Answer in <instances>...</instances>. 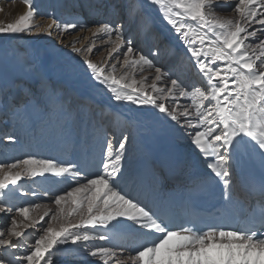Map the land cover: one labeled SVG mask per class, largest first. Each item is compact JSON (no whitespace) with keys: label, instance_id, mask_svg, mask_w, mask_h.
I'll return each instance as SVG.
<instances>
[{"label":"snow or ice","instance_id":"6c2138e0","mask_svg":"<svg viewBox=\"0 0 264 264\" xmlns=\"http://www.w3.org/2000/svg\"><path fill=\"white\" fill-rule=\"evenodd\" d=\"M23 3L24 14L0 22V37L55 35L68 49H61L63 55L80 57V69L111 100L141 111L153 109L157 121L189 144L194 159L133 156L127 128L117 137L93 126L91 135L101 147L95 171L87 158L29 155L0 161V214L9 222L0 228V264H54L53 257L69 251L63 247L69 244L99 264H264V175L244 185L234 176L235 155L242 146L264 166V0H145L156 6L182 42L185 56L194 61L199 83L192 85L158 65V50L145 54L139 47L135 37L151 31L139 0H76L74 6L90 15L117 17L94 25L51 14L45 18L39 16L35 0ZM38 18L46 19V25L35 23ZM82 31L92 38L77 47L85 39L79 36ZM97 43L107 47L94 53ZM100 51L107 52L105 61L94 62L90 55ZM6 67L8 60L0 58V112L26 136L70 144L76 129L62 117L70 116L74 107L79 115L82 106L50 86L39 56L13 57L9 71ZM28 79L36 89L26 85ZM38 95L46 96L60 113L55 121L48 104L34 102ZM37 111L39 121L32 118ZM6 139L19 142L17 135ZM195 163L204 172L185 182ZM50 177L56 178L54 185L67 186L29 193L19 183L31 180L39 186L36 178ZM214 185L220 186L221 204L215 214L202 217L197 200ZM14 192L37 200L17 206L11 199ZM41 195L55 207L41 203ZM38 224V235L25 246L31 235L27 230ZM117 237L127 243L117 247Z\"/></svg>","mask_w":264,"mask_h":264},{"label":"bare ground","instance_id":"6f19581e","mask_svg":"<svg viewBox=\"0 0 264 264\" xmlns=\"http://www.w3.org/2000/svg\"><path fill=\"white\" fill-rule=\"evenodd\" d=\"M114 2H119V0H114ZM139 3L142 5V7L146 6L145 0H139ZM74 4L76 5V0H35V7L38 9L39 16L45 18H47L51 14L55 15L56 18L65 21L72 19H83L90 25H94L98 20H103L105 18H117L111 15H109L108 17L95 14L90 15L87 11L81 10L78 5L74 7ZM221 6L227 7L226 5ZM0 9H3L2 11H0V22H12L17 19L19 15L24 14V12L27 10L26 6L23 3V0H14V2L13 0H0ZM146 11L147 12L145 14V18L151 31L147 36L135 37L139 47L143 49L145 54L149 53L150 50H158L159 56L155 57L154 59H156V62L159 66L162 67V69H171L172 71L173 69L177 71L182 70V73L185 75V83L187 85L198 84L199 78L197 73L195 72L196 69H194L193 67L194 61L189 60L190 54L185 56L186 49L173 32L174 30H170L171 28L165 27V24L159 20L162 18L161 15L155 12L151 7L147 6ZM35 23L46 25L47 20L38 18L36 19ZM255 27L260 26L256 25ZM164 31L168 36H171V38H169ZM133 35L135 36V33H133ZM79 36L84 37L85 39L81 40V42L77 44V47H84L88 45L90 39L92 38V34L87 31L80 32ZM74 38L75 37H66L67 40H71ZM96 45H98V49L107 47L106 45H102L100 43H97ZM61 49H63V52L68 51V49L64 48V45L59 42L55 35L52 37L43 34L22 36L21 38L0 37V58H6L9 65V67H6L4 69L5 71H9L13 57L24 60L36 56H45L49 58V60L53 59L54 61L56 59H61L60 61L64 60L65 62H69L70 64L71 60H78L80 58L73 54L74 58L70 59L69 57L63 55ZM100 52V55L96 56L97 58L94 54L90 55V58L97 63L104 62L108 54L106 51ZM94 58L95 60H98L95 61ZM111 62L112 61H109V64ZM188 63H191V66H189ZM174 73L179 76L178 73ZM49 83H51L50 80ZM26 85L28 87H31L32 89H36L37 87L35 81L31 79H28L26 81ZM60 91L57 92L60 93ZM65 91L64 93H66ZM36 101H38L41 105L48 104L49 108L53 109V111L50 113L53 121H55L57 117L60 116V113L54 110V106L49 103L46 96L41 97L38 95L34 102ZM101 106L102 107L93 105V111L96 113L94 114V116L88 115V119L84 121H73V127L76 129V131L73 134L71 143L68 145L49 140L47 137L40 138L39 136H37L33 138L30 136H26L19 132L17 126L13 123V121L9 131L5 130L3 129V126L6 124L4 123L5 118L1 119L5 117V115L3 112H0V149H5L9 146V144H12V142L6 139L8 135H17L19 137V148L17 149H20L21 145H24L26 147V150L30 153L41 152L43 154L42 156H51V152L49 151L50 153L48 154L46 152L47 150H45L46 147L49 148L51 145L52 147H54V149L52 148V154L53 156H55V159L64 160L70 158L71 160H83L89 157V155L100 159V143L91 135V128L93 126H103L109 131L110 134H115L117 137L120 135V131L124 128H127V131L131 134L133 140L134 138H136V135H138L139 142L137 143L140 146L142 145V148H148L145 151L142 150L143 152L140 156L146 153H150L151 150L155 151V153L153 154L155 156L167 154L164 152V148L166 144H169L173 149L177 147V145H185L186 150L183 152V155L185 156L184 158H187L189 160L194 159V157H192V150L189 144L186 141L176 139L161 122L157 121L152 113L153 109L151 110L150 108V111H144L147 114L138 113L135 114V116L127 118L124 116H119L114 108L109 110L106 107H103L106 106L104 103ZM87 114L88 112L85 111L83 115L87 116ZM54 116H56V118H54ZM32 118L39 121L41 118L40 112H34ZM120 119H122V123L120 122ZM10 120L11 119H9V121ZM46 120L47 118H45V121ZM85 129H87V132L85 131ZM140 138H143V140L141 141ZM6 151L8 150L6 149ZM130 152L134 156L132 150H130ZM16 154L18 156L25 155L24 153L21 154L20 151ZM200 166L204 171L203 165L200 164ZM249 166H253L264 171V167L262 166L260 157L252 153L250 149L247 148V146H242L240 151L235 155L234 159V176L241 185L242 177L240 171ZM193 176V171L189 170L186 172L183 179L185 182H189L190 178H192ZM21 205L25 206V204L23 203H21L20 206ZM4 220L5 219L3 216V218L0 219V224L3 225ZM114 240L116 242L121 241L120 244L116 245L117 247L127 243V241L122 237H117ZM93 243L100 242L96 241ZM73 247L74 246H72L71 244L65 245L64 248L69 249V251L57 253L56 256L53 257L54 264H99V261L95 260V258L93 257L88 256L87 253H78L72 251L71 249H73Z\"/></svg>","mask_w":264,"mask_h":264},{"label":"rangeland","instance_id":"374dc122","mask_svg":"<svg viewBox=\"0 0 264 264\" xmlns=\"http://www.w3.org/2000/svg\"><path fill=\"white\" fill-rule=\"evenodd\" d=\"M147 6L148 5L143 7V11H144L145 14L147 12L146 11L147 10ZM74 7H76V6H74ZM149 7H151L155 12H157L160 15L159 10L156 8V6H149ZM144 9H146V10H144ZM99 16H101V15H99ZM159 20L162 23L165 24L164 25L165 27L171 28L170 25H166V22L162 21V18L159 19ZM165 34L167 35L166 32H165ZM168 37L171 38V36H168ZM95 47L96 48H94V53L99 48L98 45H96ZM100 53L101 52H99V54H94L95 57L100 55ZM39 58L43 62L44 68H45V70L47 72V75L49 77V80L51 82L50 85L52 84L51 86L54 87L57 91L61 90L60 93L61 92L62 93L61 94L59 92L58 93L65 100L70 101L74 106H77V105L78 106H82V111L79 113V115L77 113L76 108L74 107L72 112H71V115L68 116V117H63L62 119H69L71 122H73V121H78L79 122L80 120L84 121V120L88 119V115L89 116H92V115L94 116V114H96L93 111L94 110L93 109V105H98V106L102 107L101 105H103V103L106 105V106H103V107H106L109 110L114 108L119 116H124V117L129 118L131 116H135V114H138V113L147 114V113L144 112L146 110H143V111L138 110L135 105H131V104L123 103V102L116 103L113 100H111L110 99V94L106 93V91L100 85H98L94 81L90 80L87 77V75H85L83 73V71L80 69V66L77 63V61H79L80 58L78 60H71V64L69 62H65L64 60L60 61L61 59H56V60L53 61V59L49 60V58H47L45 56H40ZM94 60H95V58H94ZM96 60H98V59H96ZM188 65L191 66V63H188ZM117 67H119V65ZM173 71L178 73L179 76L183 79V81L185 83V75L182 73V70L177 71V70L173 69ZM195 72L197 73V70ZM117 75H119V72L117 73ZM145 75H147V74L145 73ZM139 78H140V74L137 73V79H139ZM161 86H163L162 83H161ZM64 91L67 94L64 93ZM180 102L181 103H185V102L188 103V101H186L184 98H180ZM147 110L150 111V108H148ZM85 111L88 112L87 116L83 115ZM153 112L154 111L152 110V113ZM4 118H5V122L4 123H6V124L3 126V129L9 131V129L11 127V124H12V120L9 121V119L7 117H3L1 119H4ZM54 118H56V116H54ZM121 120L122 119H120V122H121ZM134 140L132 139V143H131V146H130L129 150H132V152L134 153V156H140L141 153L143 151L147 150V149L146 148H142V145L140 146L137 143V142H139L138 141L139 140L138 139V135H136V138H134ZM140 140L142 141L143 138H140ZM9 146L7 148H5V149H0V151H1L0 152V155H1L0 156V161H11V160H14L16 158L27 157L29 155H39V156L43 155L41 152L40 153H30V152H28L24 145H21L20 149H17V148H19V142L18 143L9 144ZM50 147H51V149H50ZM50 147L49 148L48 147L45 148V150H47L46 152L48 154L51 152V156H48V157L55 158V156H53V154H52V150L54 149V147H52L51 145H50ZM180 148H183L184 151L186 150L185 145H180ZM6 149L8 151H6ZM18 150L20 151L21 154L24 153L25 155L18 156L16 154L17 152H19ZM64 161H72V160L70 158H67V159H64ZM36 179L38 181H41L39 186L34 185L31 180H27V181L22 180V181H20L19 183L21 185H23L22 191H26V192L31 193L33 191L39 192V191H41V189H44V188H48V189H51V188H54V187L63 188V187L66 186V184H64V185H54L52 183L56 179L54 177H50L47 180H43L42 178H36ZM11 199H12V201H14L13 203H15L17 206H20L21 203L25 204V206H28L29 203H32V202L36 201L37 197H33L31 195H22L21 192H14L12 194V196H11ZM39 200H40L41 203H47V204H50L51 207H53V208L55 207L54 204H51L49 197H47L45 195H41L39 197ZM38 211L42 212L43 209L38 210ZM30 215H35V213H30ZM50 215L51 214H49V216H46L45 220H49L50 219ZM3 216H4V214H1L0 219H2ZM3 222H4V224L3 225L0 224V228L7 226L8 223H9L6 219ZM40 224H44V221H41ZM40 224H38L35 229H28L27 230V233H29L31 235H29L28 239L24 241L25 246H27V244L30 241H33L36 238V236L38 235L37 229L40 228ZM100 243H104V242H100ZM113 243L115 245H118V244L121 243V241L116 242L114 240Z\"/></svg>","mask_w":264,"mask_h":264}]
</instances>
